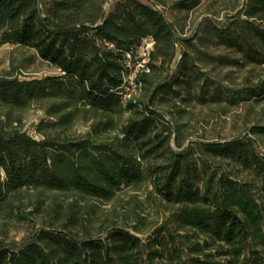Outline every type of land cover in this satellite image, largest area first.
I'll return each mask as SVG.
<instances>
[{
	"label": "trees",
	"instance_id": "trees-1",
	"mask_svg": "<svg viewBox=\"0 0 264 264\" xmlns=\"http://www.w3.org/2000/svg\"><path fill=\"white\" fill-rule=\"evenodd\" d=\"M107 1L0 0V47L33 50L57 74L0 68V264H264V193L224 176L200 187L198 167L171 145L178 125L156 109L172 85L161 77L180 44L174 23L140 0L106 13ZM246 15L264 22V0H249ZM148 40V70L123 102L124 55ZM177 67L169 78L183 81L187 68ZM34 106L48 117L39 138L23 129ZM78 121L90 123L85 135L75 136ZM251 130L264 137V124ZM208 150L253 168L264 190L263 158L242 143ZM144 191L168 209L175 233L140 236ZM14 220L33 225L19 242L6 238Z\"/></svg>",
	"mask_w": 264,
	"mask_h": 264
},
{
	"label": "rangeland",
	"instance_id": "rangeland-1",
	"mask_svg": "<svg viewBox=\"0 0 264 264\" xmlns=\"http://www.w3.org/2000/svg\"><path fill=\"white\" fill-rule=\"evenodd\" d=\"M116 1H107L106 13ZM140 1L162 11L174 23L180 39L176 58L161 77V83L165 79L172 83L171 88H166L156 98V109L166 115L163 117L165 123L174 128L178 125L171 145L177 151L185 150L186 159L198 167L200 187L208 180L216 183L224 176L244 184L259 198L264 190L256 171L208 147L213 143H242L250 154L264 159V137L251 130L257 124H264V62H261L264 41L257 33L264 31V22L246 15L249 0ZM33 53V50L21 51L11 45H2L0 68L8 69L12 63L23 74L33 77L57 76L53 68L33 57ZM178 61L187 68L188 76L179 80L181 82L169 78L179 73ZM45 119H48L45 112L34 106L25 114L23 129L39 138L36 126ZM89 125V122L78 121L75 136L85 135ZM248 138L253 142L249 143ZM176 142L181 147H177ZM139 197L146 216L140 236L153 238L161 229V234H166L167 226L175 233L177 223L169 221L168 209L145 191L140 192ZM1 226L2 221L0 235H3ZM32 226L26 221H11L7 224L6 238L19 242L31 233Z\"/></svg>",
	"mask_w": 264,
	"mask_h": 264
},
{
	"label": "built area",
	"instance_id": "built-area-1",
	"mask_svg": "<svg viewBox=\"0 0 264 264\" xmlns=\"http://www.w3.org/2000/svg\"><path fill=\"white\" fill-rule=\"evenodd\" d=\"M150 48L151 43L149 44L146 41L135 52L130 51L125 53L123 59L125 71L123 73L122 83L116 89L123 102H126L137 93L139 88L137 82L138 75L148 70L147 63L149 61ZM5 178V171L0 167V181H4Z\"/></svg>",
	"mask_w": 264,
	"mask_h": 264
},
{
	"label": "crops",
	"instance_id": "crops-1",
	"mask_svg": "<svg viewBox=\"0 0 264 264\" xmlns=\"http://www.w3.org/2000/svg\"><path fill=\"white\" fill-rule=\"evenodd\" d=\"M147 42H148L149 44H150V43H152V42H151V41H149V40H148Z\"/></svg>",
	"mask_w": 264,
	"mask_h": 264
}]
</instances>
